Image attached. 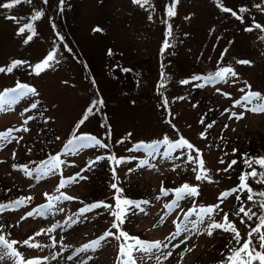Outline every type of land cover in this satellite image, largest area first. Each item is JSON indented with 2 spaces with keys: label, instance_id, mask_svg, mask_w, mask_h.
<instances>
[{
  "label": "rangeland",
  "instance_id": "obj_1",
  "mask_svg": "<svg viewBox=\"0 0 264 264\" xmlns=\"http://www.w3.org/2000/svg\"><path fill=\"white\" fill-rule=\"evenodd\" d=\"M171 2L150 0V5L142 8L133 0H64L61 10L59 0H32L31 4L21 3L10 10L0 8V67L7 68L12 61L24 62L11 72H0V93L15 88L16 83L36 89V93L20 96L14 104H4V111H0V132L28 129L12 133L22 137L19 143L13 140L0 147V203L32 198L23 206L0 212V235L9 242L13 238L17 242L13 247L20 253V257L5 256L0 264H18L21 258L38 260L39 264H121L122 259L126 260L119 256L124 238L100 239L108 231L118 235L119 230L112 226L117 196L140 202L139 208H129L120 230L142 241L168 245L151 253L134 251L136 264H224L232 244L237 245L233 234L223 236L222 229L208 235L209 218L204 217V223H200L198 209L219 204L220 194L236 187L242 172L251 171L237 163L224 171L236 155L233 145L242 143L251 152H264V113L248 110L261 101L247 103L241 99L247 92L264 96V31H245L253 22L264 25V0H223L224 6L236 11L243 21L223 12L215 0H179L176 15L169 17ZM257 4L261 8L255 7ZM242 7L247 11L239 12ZM35 10L42 11L43 16L33 22L30 17ZM6 16H15L17 21ZM63 20L67 27L65 41L55 35L53 28ZM29 22L34 23L37 35L25 44L30 33L17 32ZM169 25L171 36L167 35ZM97 27L102 31H93ZM166 39L171 47H163ZM50 51L55 52L52 67L37 75L33 66ZM238 60L252 63L239 64ZM222 67H231L237 75L223 81L207 79ZM193 76L201 80H192ZM185 79L190 83L181 84ZM93 89L100 93L102 109L114 128L112 156L119 159L130 155L126 163L116 164L110 159L115 170L112 179L106 178L98 165L97 158L106 148L99 145L101 149H95L91 142L78 148V142L68 145L73 140L75 120L92 105ZM238 100L240 104L235 103ZM100 111L93 109L79 129L80 135L105 141L98 124ZM199 111L208 112L214 119L206 138L200 135L207 124L200 123ZM232 113H243V118L237 119ZM181 136L200 149L211 182L196 179L193 169L197 165L188 159L190 154L196 155L192 149L168 152L167 145L161 143L156 151L128 150L135 144H152L164 137L176 142ZM253 147L258 149L253 151ZM53 157H59L58 167L41 173ZM221 159L225 162L220 163ZM108 164L110 168L111 162ZM25 167L31 175L26 174ZM252 167L264 171L258 165ZM77 173L86 179H80ZM62 182L64 186L60 187ZM247 182L254 193L264 191V183H257L256 178L249 177ZM113 183L120 192L111 187ZM185 183L198 186L199 194L177 200L174 190ZM45 193L73 199L54 200L49 208ZM238 194L241 201L235 208ZM247 194L246 190L233 193L220 204L223 211L212 214L216 222H222L223 214L228 213L229 221L241 234V243L264 212L260 207L264 198L254 195L253 201H248ZM99 202L112 208L101 206L81 212ZM241 204L256 213L251 220L244 217V224L234 214ZM40 206H45L44 215L21 220ZM193 209L196 211H190ZM177 224L189 230L172 238ZM258 236L252 237L253 247L264 251ZM30 237V244L39 247L23 243ZM96 240L100 241L98 247L84 248ZM219 250H227L228 254L219 258ZM168 252L172 255L165 259Z\"/></svg>",
  "mask_w": 264,
  "mask_h": 264
},
{
  "label": "snow or ice",
  "instance_id": "obj_2",
  "mask_svg": "<svg viewBox=\"0 0 264 264\" xmlns=\"http://www.w3.org/2000/svg\"><path fill=\"white\" fill-rule=\"evenodd\" d=\"M217 7H219L223 12L226 13H231V15L235 16L237 19H240L241 21H243V17L238 15V13L236 11H233L232 9L224 6L223 4V0H215ZM21 3H27V4H31L32 0H7V2L5 3H0V8L3 9H12L15 6L21 4ZM44 3H47V0H44ZM59 3L61 5V10L62 6L64 4V0H59ZM133 3L139 5L140 7H145V5H150V0H133ZM179 3V0H172V4L167 8V15L169 17H173L176 15V10H175V6L176 4ZM255 7L257 8H261V6L259 4L255 5ZM262 11H264V9H261ZM247 9L246 8H240L239 12L243 13L246 12ZM43 16V12L40 10H35L33 15L30 17V21H37L39 20L41 17ZM6 19H10L13 21H17V17L15 16H6ZM20 19H24L23 17H21ZM149 19H151V16H149ZM255 29H260L261 31H264V25H261L259 23L253 22V26L248 27L245 29V31H253ZM25 31H28L30 34L27 35L26 39L24 40V43L27 44L29 43L34 36L37 35V32L35 30L34 27V23L29 22V23H25L23 24L21 27L18 28V32L17 34H23L25 33ZM93 31H102V29L100 28H95L93 29ZM168 36L172 35L171 32V25L168 26V32H167ZM61 39H63L61 37ZM164 48H168L171 47V45L169 44L168 40L166 39L164 41ZM69 51H71V49H68ZM227 51V49H225V52ZM109 54L111 55V50H109ZM223 55V54H222ZM55 60V52L54 51H50L47 56L40 62H38L37 64H35L33 66V71L39 75L42 71H44L47 68L52 67V62ZM24 63L22 61H12L11 65L8 66L7 68L4 67H0V72H11L13 70L14 67H16L17 65ZM237 63L239 64H245V65H251V61L249 60H238ZM125 71H128L127 69H125ZM237 75V73L231 68V67H222L219 70H217L214 74H212L211 76H209L207 79L209 81L211 80H220L223 81L225 80L227 77L231 76V77H235ZM162 78H163V73H162ZM192 80H196L199 81L201 80L200 76H193L191 78ZM181 84H188L190 83L189 80L185 79V80H181L180 81ZM163 86V85H161ZM197 87H200L201 85H196ZM219 91V90H218ZM241 91H243V89H241ZM28 93H36V89L35 88H31L28 85L25 84H20L17 83L16 87L13 89H9L6 90L4 93H0V111H4V104H14L16 102V100L23 95H27ZM227 95V94H225ZM177 99H184V97H178ZM243 101L250 103L253 99H256L258 101H261L260 103H257L256 105H254L253 107L249 108V111L252 112H260V113H264V96L261 95V93L259 92H247L245 93V95L241 98ZM241 101H236V104H240ZM103 101L99 100V101H93L92 105L86 109V112L84 114V116L79 120L77 127H79L80 124H83L84 121L88 118V114H91L93 112L94 108H97V106L99 104H102ZM164 104L165 106H167L168 101L167 99L164 100ZM36 105L33 104L32 107H35ZM227 111V110H226ZM232 116H235L237 119H242L243 118V113L237 115L236 113H232ZM232 116H230L229 118H232ZM29 119H31V117H29ZM26 123V121H25ZM169 123H171V121H169ZM201 124L204 123V120L202 119L200 121ZM173 127H175L173 125ZM212 124H207L206 128H205V132H201L200 135L202 138H206V131L207 129L211 128ZM225 127H227V125H225ZM27 131V128H20V129H8L5 132H0V147H3L6 143H11L13 140H16L17 143H19V139L21 138H17L15 136L12 135V133L14 131ZM110 129H109V134H110ZM78 142V143H75ZM88 142H94L102 147H107V145H104L101 143V141L97 140L95 137L92 136H87V135H79L73 136V140L68 141V145H74L75 143V148L78 147H84L86 146V144ZM122 142V141H120ZM166 144L167 145V149L168 152H172L175 149L178 148H187V149H192L196 155H189L188 159L190 162L194 163L197 165V168H194L193 171L197 172L196 175V179L199 180H208L209 182H211V178L209 176V170L205 167V162L204 159L202 157V153L200 151V149L196 148L193 144H191L187 139H185L183 136H181L176 142H169L167 137H164V139L162 141H157L155 143L152 144H139L137 145L138 148H144V149H148V150H152V151H156L158 150L157 145L158 144ZM66 145V147L68 146ZM75 148H73V150H75ZM237 150L233 149V153H235ZM13 158L15 157V152H13ZM227 155V153H226ZM97 159H102V157H98ZM110 159L114 160L116 164H119L121 162V159L116 158L114 155L110 157ZM2 162V161H0ZM59 157H53L52 162L48 165L45 166V168L41 169V173L43 174H47L48 172H51L53 169L58 167L59 164ZM225 161L223 159L220 160V163H224ZM90 162L89 167L91 166ZM146 163V161L144 162ZM237 163L236 160H232L229 164L228 167L224 169V171H228L230 168H232L233 165H235ZM243 163L247 166V168L251 169V171H244L240 174L239 176V184L230 189V190H226L225 192H222L220 194V196L218 197L219 200V204L216 205H212V206H205V207H200L198 209V215L200 217V223H204V217H208L209 218V223L207 226V234L208 235H212L213 230L214 229H222L225 232H231L233 234V239L236 241L237 244H239L240 246L238 248H233L230 249L231 251V255H229L224 264H253V261H257L258 264H264V251H258L255 247H253V240L252 237L254 234H259L258 239H259V246L261 249H264V231H262V229H264V215H261L258 217L259 223L256 225V227H253L250 229V231L247 233V239L243 240V243H241L242 237L241 234L239 232V230L237 229L236 225L234 222L229 221L228 213H224L223 217H222V222H216L213 218H212V214L219 210V211H223V209L220 208V204H222L224 202V200L231 196L233 193H239V192H243V191H247V200L248 201H253L254 195H259L260 197L264 198V191L259 192V193H254L253 190L251 189L250 185L248 184V179L249 177L252 178H256V182L257 183H264V171H260L258 172L256 168L252 167L253 164L258 165L261 169H264V155L262 156H258V157H250L247 154H243ZM13 168H16L17 165H13ZM25 172L28 175H31V172H28V170L25 167ZM83 171V169H82ZM115 171V170H114ZM129 171H131V169H129ZM77 177H79L80 179H86V177H82L80 176L79 173L76 174ZM70 180L74 181L75 177H71L69 178ZM64 183L62 182L60 187H63ZM111 187L113 189H116L117 192H120L121 190L117 188V185L115 183H113L111 185ZM163 190V189H162ZM176 193V198L177 200L183 199L185 198V196H196L198 195V186H190L189 184L185 183L183 184L181 187L176 188L175 190ZM46 196H48L47 193H45ZM61 198H66V199H73V197H64L63 194H61V196H56V197H51L48 196V207L50 208L52 206V203L54 200H59ZM31 197H27V198H19L17 200L14 201H10L9 204H0V211H4L5 209L8 208H16V207H20L23 206L28 200H31ZM157 199H159V197H157ZM236 199L240 200L241 197L239 195H236ZM143 203H148L147 201H144ZM108 207V208H112V205H105L103 204V202H99V203H95L92 205H88L86 206L85 209H81V212H84L86 210H89L91 208H97V207ZM136 207L139 208L140 207V202H136V201H132V200H128V199H121L119 196L116 197V205H115V210L112 212V215L115 217V220L113 222V228H116L119 230L118 235L116 233H113L112 231H108L104 234V236H102L100 239H104L107 236H116L117 239L120 238H124V243L120 245L119 247V256L121 258H126V260L122 259L121 264H136V259L133 255L134 251H141L143 253H151L153 249H161L163 248H167L168 245L164 244L161 241H154V242H147V241H142L137 237H131L129 236V234L123 230H120V226L124 223L125 220V216L127 215V211L129 210L130 207ZM171 205H165V207H170ZM260 207L261 209H264V200H261L260 202ZM44 208L45 206H40V208L38 209H34L32 211H29L26 213L25 216L21 217V220L27 219L28 217H31L33 215H44ZM190 211H196L195 209L190 210ZM237 217H240V222L241 224L245 223L244 217H247L248 220H251L253 216H256V213L252 211L251 208L246 209L243 204H241V206L238 208V210L234 213ZM241 214H243V216L241 217ZM187 215V214H186ZM175 223V221H174ZM193 226L195 227V222H192ZM53 229H48L47 231H52ZM189 229L187 228V226H181L180 224L176 225V232H174L172 234V238H175L176 235H179V233L181 231H188ZM36 235H40V233H36ZM33 238L30 237L27 240H24L23 243L26 245H30L33 247H39V245L37 244H30V241ZM128 241H133V243H128ZM17 243L16 241H12L9 242L7 239L4 238V236H0V260H3L5 256H9V257H20V253L16 251V249L13 247V245ZM100 241L96 240V241H92L91 244H86L84 245V248H88V247H92L93 249H95L96 247L99 246ZM181 243H184V240H181ZM175 247H179V245H175ZM190 250V249H188ZM172 252H168L167 255L164 257L165 259H167L168 256H171ZM183 255V254H181ZM55 258V257H53ZM45 259H47V257H45ZM69 259H71V257H69ZM157 259H159V257H157ZM18 264H39L38 260H28V261H24L22 258L19 260Z\"/></svg>",
  "mask_w": 264,
  "mask_h": 264
},
{
  "label": "trees",
  "instance_id": "obj_3",
  "mask_svg": "<svg viewBox=\"0 0 264 264\" xmlns=\"http://www.w3.org/2000/svg\"><path fill=\"white\" fill-rule=\"evenodd\" d=\"M172 3V2H171ZM162 19H163V21H165V18H164V15L162 14ZM53 28H54V32H55V35L60 39V40H62V41H65V37H66V25H65V22H64V20L62 21V22H59V21H57L56 23H55V25L53 26ZM61 37L63 38V39H61ZM47 55H44L39 61H37V63L38 62H40V61H42L45 57H46ZM36 63V64H37ZM21 84V83H20ZM16 85H17V83L15 84V86L14 87H16ZM93 91H94V93H92L91 94V97H90V99H92L93 101H99V100H102L103 101V99H102V97H101V95H100V93L98 92V90H96V89H93ZM104 102L102 103V104H99L98 106H97V109L100 111V109H102V108H104ZM105 110V109H104ZM103 109H102V111H100L99 113H101L100 114V121H99V125H100V127L102 128V133H103V138H104V140L105 141H103L102 139H100V141H101V143L102 144H104V145H107V147H104V148H106L104 151H103V153L101 152V157H102V159H98V165H100L101 166V168H102V170H103V172L105 173V175H106V178H108V179H112L113 177H114V166L112 165V162L113 161H110V157L112 156V153H113V149H112V145H113V143H112V137H113V135H114V128H113V126H112V123L110 122V120H109V117L107 116V114L105 113V111H104ZM199 113H200V120H204V124H213V122H214V119L213 118H209V117H211L212 115H210L208 112H206V111H199ZM85 114V113H84ZM84 114H82L77 120H75V124H74V133L72 134L73 136L75 135V133H77L78 135H76V136H79L81 133L80 132H78L79 131V129L80 128H82V126L84 125V123L86 122V120L89 118V116L92 114H88V118L84 121V123L83 124H80L79 125V127H77V124H78V122H79V120L84 116ZM109 129L111 130L110 131V134H109ZM209 129H211V128H209ZM73 138V137H72ZM246 140H247V143L249 142V140H248V138H246ZM258 141V140H257ZM257 141H255V145H259V143L257 142ZM154 142V141H153ZM91 143H93L94 144V146H95V149H101L100 147H98L99 145L98 144H96V143H94V142H91ZM258 143V144H257ZM244 144V143H243ZM137 145H139V144H135V146L134 147H132V148H130V149H128L130 152L133 150V149H135V148H138L137 147ZM237 146H239V147H237ZM103 148V147H102ZM254 148V147H253ZM233 149H236L237 151L235 152L236 153V155H235V157H234V160H236V161H238L237 162V164L238 165H241L242 166V169H243V166H245L246 167V165L243 163V154H247L248 156H250V157H258V156H262V155H264V152H251V149L247 146V145H245V146H243L242 145V143H239V145H233ZM256 149H258V148H254V149H252L253 151H256ZM109 158V159H108ZM119 159H121V163L124 161V163H126L127 161H129V159H130V155H129V153H128V155L125 157V158H119ZM112 160V159H111ZM111 162V164H110V168H109V164L108 163H110ZM123 163V164H124ZM37 164V163H36ZM245 170H246V168H245ZM244 192V191H243ZM239 193H242V192H239ZM118 194L116 193L115 194V196H117ZM238 195H240V194H238ZM121 196H123L124 198H126L127 196L126 195H121ZM115 199H116V197H114ZM133 199H140V198H133ZM240 201H241V199L240 200H237V199H235V203H234V205H235V208L239 205V203H240ZM1 204V203H0ZM5 204H9V203H5ZM1 212V211H0ZM262 215H264V212H263V214ZM258 222H259V220H258ZM0 236H2V235H0ZM223 236H232V234H231V232H225V233H223ZM12 241H14V239L13 238H11L10 239V242H12ZM233 243H234V240H233ZM240 245L239 244H237L236 246H234L233 247V244H232V249L233 248H238ZM228 254V252H227V250H219V254H217V257H219V258H221V257H225L226 255ZM229 255H231V251L229 252V254L226 256V258L229 256Z\"/></svg>",
  "mask_w": 264,
  "mask_h": 264
}]
</instances>
